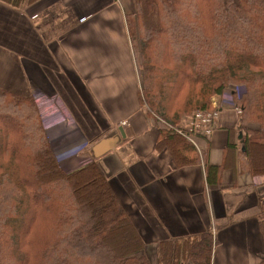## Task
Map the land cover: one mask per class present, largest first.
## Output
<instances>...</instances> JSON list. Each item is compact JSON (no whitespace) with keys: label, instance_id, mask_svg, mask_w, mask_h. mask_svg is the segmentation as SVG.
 I'll use <instances>...</instances> for the list:
<instances>
[{"label":"trees","instance_id":"obj_1","mask_svg":"<svg viewBox=\"0 0 264 264\" xmlns=\"http://www.w3.org/2000/svg\"><path fill=\"white\" fill-rule=\"evenodd\" d=\"M136 3L127 25L140 100L159 128L157 149H167L177 168L201 165L193 116L215 111L214 98L228 87L245 88L232 94L241 128L255 124L264 134V0ZM239 157L251 173L248 141ZM206 169L208 184L220 183L224 165ZM260 231L264 245V221ZM216 233L159 242V264H213ZM147 245L100 165L64 172L34 97L0 89V264H151Z\"/></svg>","mask_w":264,"mask_h":264},{"label":"crops","instance_id":"obj_2","mask_svg":"<svg viewBox=\"0 0 264 264\" xmlns=\"http://www.w3.org/2000/svg\"><path fill=\"white\" fill-rule=\"evenodd\" d=\"M136 10V0H0V89L34 97L64 172L100 165L147 242L151 264H159V242L211 229L218 240L213 264H259L264 210L215 227L264 208V134L255 124L241 128L240 114L227 109L210 138L195 136L201 165L177 168L167 149L158 150L127 25ZM105 140L109 148L97 158ZM244 141L251 173L241 168ZM206 164L224 165L220 183L208 184Z\"/></svg>","mask_w":264,"mask_h":264},{"label":"built area","instance_id":"obj_3","mask_svg":"<svg viewBox=\"0 0 264 264\" xmlns=\"http://www.w3.org/2000/svg\"><path fill=\"white\" fill-rule=\"evenodd\" d=\"M239 93L240 95L245 92V88H232L228 87L223 96L220 98H214L213 106L215 111L213 112H197L194 114L192 123L190 125L192 137L195 138L196 135H201L206 138H210L215 130L216 120L218 119L219 114L227 109L235 110L237 113L241 114L242 110L237 107L234 103L232 94ZM190 139L191 142L196 146L198 151L201 154V150L198 147L195 139Z\"/></svg>","mask_w":264,"mask_h":264},{"label":"water","instance_id":"obj_4","mask_svg":"<svg viewBox=\"0 0 264 264\" xmlns=\"http://www.w3.org/2000/svg\"><path fill=\"white\" fill-rule=\"evenodd\" d=\"M120 131L123 132V128H120ZM107 147L109 148V142L108 141H102L97 148L94 150L95 156L99 158L104 154V148Z\"/></svg>","mask_w":264,"mask_h":264},{"label":"rangeland","instance_id":"obj_5","mask_svg":"<svg viewBox=\"0 0 264 264\" xmlns=\"http://www.w3.org/2000/svg\"><path fill=\"white\" fill-rule=\"evenodd\" d=\"M83 148H84V147H83ZM217 238H218V237H217ZM216 243H218V240L216 241ZM216 246H217V245H215V249H216ZM214 254H215V252H214ZM213 260H214V259H213Z\"/></svg>","mask_w":264,"mask_h":264}]
</instances>
